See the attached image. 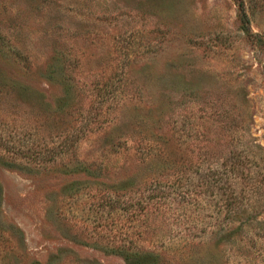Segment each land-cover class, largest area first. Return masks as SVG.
<instances>
[{
    "label": "rangeland",
    "instance_id": "1",
    "mask_svg": "<svg viewBox=\"0 0 264 264\" xmlns=\"http://www.w3.org/2000/svg\"><path fill=\"white\" fill-rule=\"evenodd\" d=\"M187 235L264 264V0H0V264Z\"/></svg>",
    "mask_w": 264,
    "mask_h": 264
},
{
    "label": "trees",
    "instance_id": "2",
    "mask_svg": "<svg viewBox=\"0 0 264 264\" xmlns=\"http://www.w3.org/2000/svg\"><path fill=\"white\" fill-rule=\"evenodd\" d=\"M193 237L191 235H187L185 238V247L181 250H169L165 249V247H160V249L154 250V254H149L148 252L140 251L141 248H132V246L121 243L115 246V242L113 243V250L117 252L120 256L124 264H160L165 261L170 262L172 257L178 255L179 259H183L187 256H199V251L201 248H195L194 242L190 241L189 238ZM182 240V239H181ZM167 255H172L167 257ZM200 257V256H199Z\"/></svg>",
    "mask_w": 264,
    "mask_h": 264
}]
</instances>
